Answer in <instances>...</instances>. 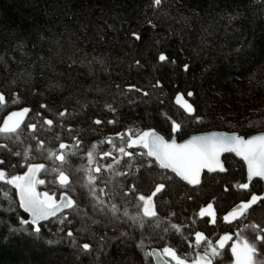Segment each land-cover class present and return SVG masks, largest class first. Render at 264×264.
Masks as SVG:
<instances>
[{
	"label": "trees",
	"instance_id": "obj_1",
	"mask_svg": "<svg viewBox=\"0 0 264 264\" xmlns=\"http://www.w3.org/2000/svg\"><path fill=\"white\" fill-rule=\"evenodd\" d=\"M0 93V123L27 107L24 124L38 125L36 133L22 125L18 138L0 135V264H153V247H171L190 264L206 248L195 247L196 232L213 244L237 233L252 241L251 225L264 226V201L224 220L252 194L262 196L264 186L253 179L249 189L237 187L248 181L235 154L223 155L225 172H205L201 185L191 186L157 164L148 167L151 158L140 156L139 147L125 143L132 155L119 152L129 130L177 140L206 130L264 131V0H162L159 6L154 0H0ZM185 103L195 111L189 114ZM46 119L53 124H43ZM173 122L181 131L172 132ZM61 143L68 147L61 150ZM61 152L64 163L56 159ZM31 164L45 165L37 176L42 190L73 201L36 225L8 183ZM160 183L165 187L153 197L159 220L141 224L138 196H150ZM101 188L129 195L110 200ZM209 203L215 223L199 216ZM231 242L213 264H232ZM257 249L264 257L259 242Z\"/></svg>",
	"mask_w": 264,
	"mask_h": 264
},
{
	"label": "snow or ice",
	"instance_id": "obj_2",
	"mask_svg": "<svg viewBox=\"0 0 264 264\" xmlns=\"http://www.w3.org/2000/svg\"><path fill=\"white\" fill-rule=\"evenodd\" d=\"M157 6L161 5L162 0H154ZM135 40H141L139 34H134ZM41 39H44L42 36ZM23 45H21L22 47ZM27 55V53H25ZM40 62L43 58H38ZM160 61H165L166 56L160 55ZM137 64L140 62L137 61ZM187 70V66L185 68ZM27 71V70H26ZM31 75L30 73L28 74ZM56 85H53L55 87ZM119 87V86H117ZM135 86H131L129 90H132ZM145 96L149 95L147 92ZM187 95L191 96L192 93ZM5 97L0 93V103H3ZM15 102V101H13ZM177 104L181 103V98H177ZM189 114L195 111L190 104L183 105ZM41 108H47L48 105L42 104ZM30 108L23 107L19 111H9L2 123H0V135L12 139L18 138L22 131V125L30 129L33 133H36L38 125L36 123L24 124L25 117L28 116ZM67 114V110L59 112V116L63 118ZM96 125H100L102 121L97 119L94 121ZM112 124L114 121H108ZM43 124L51 126L53 124L52 119L43 120ZM181 131V126L175 122L172 124V132L176 133ZM134 137V138H133ZM79 143V142H77ZM108 143H112L111 140ZM126 147L131 149L139 147L141 149L140 156L151 158L150 163L147 165L151 167L152 164H157L159 168L164 170H170L179 177L182 181H186L187 184L193 186L201 185L202 174L205 173H223L226 171L224 162L221 160V156L225 153H234L240 157L247 165L248 183H240L237 185L240 189H249L250 182L254 177H258L264 180V134L252 136L250 138H244L240 135H221L212 133L211 135L192 136L186 139L182 143H177L175 138L165 139L164 136L159 135L154 130H147L133 133L131 130L128 132V140H123L121 134V146L119 152L125 156H131L132 153L126 151ZM43 146V142H40ZM68 145L61 143L59 148L61 150L67 148ZM55 155V153H52ZM111 152H105L104 156H110ZM89 163L92 161V153H88ZM61 163L65 162V155L61 152L56 156ZM0 163H3L0 161ZM109 167H111L109 165ZM45 168L44 164H31L28 167V171L23 176H12L8 183L15 185L19 190L20 204L25 211L29 212L33 217V222L41 220H47L50 216H55L56 213L62 207H71L73 201L66 195L61 197V200H66V203L57 204L55 200L49 195L48 192L43 194L37 192L36 186L44 184V180L37 179V174ZM97 172H100V167L96 168ZM3 173L0 172V178H3ZM60 183L66 185L68 183V177L63 173L60 174ZM165 181L169 178L165 176ZM165 187L164 183H160L155 192L149 195H139L138 203L136 207L142 210L141 224L144 223V218H154L159 220L157 216L156 207L153 202V197L156 193L161 192ZM135 185H133L132 191H134ZM227 191V189H225ZM100 192L108 199L123 198L129 195L128 192L123 189H112L105 192L103 188ZM264 201V196H258L256 194L251 195V199L246 202H241L231 212L224 216L226 222H231L239 217L245 215V213L257 202ZM103 203V201H101ZM113 211H116L113 206ZM128 213L125 212V215ZM200 217H210L212 223H215V210L213 204L209 203L206 207L201 208L199 212ZM251 227L255 230L256 235L254 240L250 241L246 236L240 233L236 234L235 239L232 235H223L218 241L213 242L204 236L203 232L195 233V247L199 249L203 242L206 245L203 255L197 253L190 264H213V259L221 255L220 250L225 249L226 244L229 241L232 243L229 245L231 249V257L233 258L232 264H264V257H261L258 253L257 242L264 247V226L261 224H253ZM71 236L72 233H69ZM191 246V245H190ZM83 250L85 253L90 252V244H83ZM149 255H159L165 258V264H189L188 258H181L177 255L176 251L171 247H163L162 250L149 253Z\"/></svg>",
	"mask_w": 264,
	"mask_h": 264
},
{
	"label": "water",
	"instance_id": "obj_3",
	"mask_svg": "<svg viewBox=\"0 0 264 264\" xmlns=\"http://www.w3.org/2000/svg\"><path fill=\"white\" fill-rule=\"evenodd\" d=\"M154 131H156V130H154ZM159 135H162L161 133H159L158 131H156ZM212 133H217V134H221V135H229V136H231V135H239L237 132H233V131H225V130H206V131H200V132H195V133H191V134H189V135H187L186 137H184V138H182V139H180V140H177L175 137H171V138H175L176 139V141H177V143H182V142H184L186 139H189V138H191L192 136H201V135H211ZM261 134H264V131H261V132H257V133H253V134H251V135H248V136H243V135H240V136H243L244 138H250V137H252V136H256V135H261ZM163 136V135H162ZM165 138V137H164ZM165 139H167V138H165ZM170 139V138H169ZM225 154H227V153H225ZM234 154V153H233ZM224 155V154H223ZM223 155L221 156V160H222V157H223ZM238 157V156H237ZM240 158V157H239ZM241 159V158H240ZM242 160V159H241ZM222 162H223V160H222ZM242 162H243V164H244V167H245V173H246V179H247V181H248V176H247V165L245 164V162L242 160ZM28 171V168L26 169V171L25 172H23L22 174H20L19 176H23L26 172ZM169 172H171L170 170H168ZM205 172H206V170H205ZM172 173V172H171ZM174 174V173H173ZM175 175V174H174ZM203 175V174H202ZM15 176H17V175H15ZM37 176H38V174H37ZM177 178H179V177H177ZM11 179V178H10ZM9 179V180H10ZM180 179V178H179ZM253 179H260V178H258V177H254ZM252 179V180H253ZM181 180V179H180ZM182 181V180H181ZM263 182H264V180H262ZM184 183H187L186 181H183ZM249 182V181H248ZM12 185V187L15 189V191H16V194H17V197H18V201H19V206H20V208H21V210L23 211V213H25V215H27V217H28V221L32 224V225H36V224H38V223H40V222H43V221H46V220H41V221H38V222H33V217H32V215L29 213V212H27V211H25V209L23 208V207H21V204H20V195H19V190L15 187V185H13V184H11ZM191 186H193V185H191ZM36 190H37V188H36ZM67 196L68 198H70L69 196H68V194H66V193H63L62 195H60L59 196V198L57 199V200H55V202L57 203V204H63V203H66L67 201L66 200H64V201H62L61 200V197L62 196ZM262 196H264V186H263V191H262ZM66 209H68V207H62L57 213H56V215H58V214H60V213H62V212H64ZM55 215V216H56ZM51 217H53V216H50L49 218H51ZM48 218V219H49ZM47 219V220H48ZM153 250H156V251H160V249H158V248H156V247H153V248H151L150 249V252L149 253H151V252H153ZM150 257H151V259H152V262H153V264H165V258H162L161 256H159V255H150Z\"/></svg>",
	"mask_w": 264,
	"mask_h": 264
},
{
	"label": "rangeland",
	"instance_id": "obj_4",
	"mask_svg": "<svg viewBox=\"0 0 264 264\" xmlns=\"http://www.w3.org/2000/svg\"><path fill=\"white\" fill-rule=\"evenodd\" d=\"M10 178H11V177H10ZM10 178H9V179H10ZM37 179H38V178H37ZM36 188H37V192H39V193H41V194H43L44 192H48V191H46V190H42L41 187H40L39 185H37ZM48 193H49V195H50L54 200H57V199L59 198V196L63 194L62 192H60V193H58L56 196H53L52 192H48ZM231 243H232V242H231ZM232 260H233V259H232Z\"/></svg>",
	"mask_w": 264,
	"mask_h": 264
}]
</instances>
